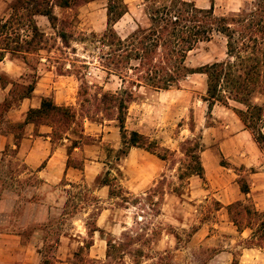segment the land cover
<instances>
[{
  "label": "rangeland",
  "instance_id": "obj_1",
  "mask_svg": "<svg viewBox=\"0 0 264 264\" xmlns=\"http://www.w3.org/2000/svg\"><path fill=\"white\" fill-rule=\"evenodd\" d=\"M148 1L144 4L145 15ZM169 1L155 3L160 6ZM10 2L0 0V20L9 17ZM254 5L252 0L238 5L233 12L221 9L214 14L237 18L254 10ZM78 6L56 23L58 30L71 35L69 48L46 18H38L39 29L49 39L47 49L36 54L8 55L0 64L2 84L8 85L5 89L0 85V144L4 137L10 139L7 148L0 151V264H42L44 256L48 264L60 260L73 264V253L91 240L95 244L93 251H80L87 264L241 261L243 248L258 242L247 239L248 233L239 235L224 204L232 199L240 180H247L258 169V146L264 150V144H257L244 125L248 135L229 141L238 132L236 126L242 128L231 109L242 107L229 102L225 108L230 110H226L217 103L208 112L203 101L207 90L205 75H189L168 91L141 87L127 110L125 129L145 136L168 159L161 161L133 148L118 160L122 139L116 112L106 111L100 99L103 93L122 89V84L118 76L108 75L101 68L99 57L106 49L91 43V37L103 33L90 30L87 19L78 16ZM55 12L61 14L60 10ZM126 20L118 26V32ZM144 23L143 28L150 24ZM80 38L85 40L79 42ZM226 59V39L214 34L210 41L199 43L188 53L185 65L196 69ZM34 82L38 83L36 96L46 94L74 115V123L60 138L53 137L49 128L52 123L47 120L37 121L27 129L21 124L28 108L35 104L19 100V96ZM255 102L261 104L263 97L256 95ZM259 127L263 133L264 116ZM46 132L52 137V149H63L66 162L69 160V168L73 169L55 185L38 179L14 147L28 134L33 136L30 139L47 141ZM198 137L203 146L199 153L203 179L187 169L194 162L188 157L194 150L189 151L193 143L186 142ZM73 142L76 147L67 155ZM245 157L254 162L250 168L239 163ZM244 204L250 208L251 217L242 214L240 230L258 223V217L252 214L253 203ZM94 228L100 231L94 232L91 239L88 231ZM108 241L123 245L115 259L113 253L110 258L105 256ZM260 244L264 247L263 242Z\"/></svg>",
  "mask_w": 264,
  "mask_h": 264
},
{
  "label": "trees",
  "instance_id": "obj_2",
  "mask_svg": "<svg viewBox=\"0 0 264 264\" xmlns=\"http://www.w3.org/2000/svg\"><path fill=\"white\" fill-rule=\"evenodd\" d=\"M82 1L11 0L8 4L9 17L0 20V63L8 55L36 54L46 50L49 39L39 29L36 17H45L50 27L58 30L56 26L58 18L54 9H69L80 5ZM147 1L144 0L145 3ZM156 1H148L149 26L139 27L128 37L121 39L113 25L126 13L127 8L122 0H108L107 28L100 36L92 34L91 37V43H97L102 49H106L99 57L101 68L108 75L118 76L122 84V89L115 93H103L100 99L106 111L116 112L122 139L117 159L126 156L131 148L142 149L161 161L168 159L166 154H159L156 144L147 142L142 134L136 131L127 132L125 129L127 110L130 103L136 99L139 88L149 87L156 91H167L172 87H178L180 82L193 74L206 76L207 90L203 101L208 105V112H211L217 103L225 107H229V102L240 105L242 108H232V111L245 128L251 131L255 142L263 145L264 134L259 125L264 116V0H255L254 10L248 14H240L237 18L216 16L212 7L207 10L198 9L187 0H170L169 4L160 6L156 5ZM58 31L57 35L63 45L69 48L71 35L64 30ZM22 32H27L28 35L24 36ZM214 34L225 37L227 59L196 69L187 67L185 60L188 53L199 43L210 41ZM84 40L80 38L79 42ZM8 84L15 86L14 83ZM0 85L3 89L8 86L2 84V76ZM33 90L34 83H31L21 93L19 100L29 98ZM256 95L263 97L261 104L255 102ZM42 120L52 123L48 126L52 128L55 138L69 130L70 124L74 123V115L69 108L55 105L51 98H43L39 108L26 112L24 123L21 124L35 125L37 121ZM74 143L68 150V155L76 147ZM186 143H193L188 150H194V153L191 152L192 155H188L194 162L187 169L191 175L203 179L204 169L199 156L203 146L200 138ZM67 166L69 167V160ZM238 186L242 194L249 193V185L245 179H241ZM246 202L251 204L248 200ZM244 203L245 201H237L226 207L228 215L233 218L231 222L238 231L242 214L251 217L248 215L251 213L250 208ZM252 211L253 217H258L260 225L250 240H256L258 243H252L247 248H263L260 242L264 243V212L258 213L255 208H252ZM96 231L100 230L94 228L89 230L88 234L90 233L92 237ZM91 245L92 242L73 253V264H87L81 258L80 251L82 248L89 249ZM122 247L120 243L113 244L112 241H108L106 258H110L113 253L112 258L115 259L116 252ZM39 253L42 254L41 251ZM56 261L54 257L53 262ZM48 263L44 256L42 264Z\"/></svg>",
  "mask_w": 264,
  "mask_h": 264
},
{
  "label": "crops",
  "instance_id": "obj_3",
  "mask_svg": "<svg viewBox=\"0 0 264 264\" xmlns=\"http://www.w3.org/2000/svg\"><path fill=\"white\" fill-rule=\"evenodd\" d=\"M126 5V13L113 25V29L115 30L116 34L121 38L125 39L130 34H132L135 30L139 27L143 28L146 23L144 21H149L147 15L144 13V0H122ZM192 2L194 6L198 9L207 10L211 7L213 8V12L220 11L221 9H226L227 11L233 12L238 7V5L244 4L245 2H249L252 0H187ZM56 10H60L61 14H56ZM68 11H72L71 8L69 9H60L55 8L54 13L58 19H64V15L68 13ZM78 11L79 17H84L87 19V22L90 23V30L94 33H103L107 28V12H108V0H85L84 3L79 5L76 8ZM99 17L98 21L96 17ZM38 18H45L42 16L36 17ZM127 19V20H126ZM125 25L121 28V32H118L120 29L118 28L119 25L122 23ZM131 21V24H128V21ZM134 25V27L132 26ZM123 35V36H122ZM5 60V59H4ZM1 62L0 64H2ZM196 75V74H193ZM203 75V74H198ZM186 80V79H185ZM37 85L38 83L34 82V90L29 98H25L23 100H28L30 102H34L35 105H31L29 109H36L39 108L41 100L43 98H51L48 95L36 96L37 95ZM168 91V90H167ZM52 99V98H51ZM53 101V99H52ZM55 104V102L53 101ZM234 103V102H233ZM236 104V103H235ZM57 105V104H55ZM58 106V105H57ZM215 106V105H214ZM213 106V107H214ZM218 107V106H216ZM225 108V106L223 107ZM226 110H230L225 108ZM27 110V111H28ZM232 110V109H231ZM232 115L239 121L242 128L239 129L236 126V131L234 137L230 138L229 141L231 142L236 137L246 136L248 135V131L244 129L242 126V122L238 119L233 111ZM25 117L22 119L21 123H24ZM30 126L34 127V124H26L24 125V129L29 128ZM48 127V126H46ZM230 128V126H227ZM52 129L51 127H49ZM231 132V131H230ZM264 134V132H263ZM44 139L47 138V141L40 140L38 137L35 139H30L33 136L28 134L25 138L24 136L18 142V145H14L15 150L18 155H22L23 160L27 168L34 172L36 177L43 181L44 184L47 185H55L68 177L71 173V170L67 166L66 162V155H63V149H52L50 132H46L44 135ZM4 142L0 144V151L5 150L7 146L10 144V139L4 137ZM227 143V142H226ZM225 143L224 146L227 144ZM133 149V148H131ZM138 149V148H137ZM68 155V153H67ZM228 156L231 162H235L233 158L230 156L229 153L225 154ZM258 169L250 173L246 178L249 185V193L244 195L240 192L239 188L234 189V194L230 198L229 201L225 202V206H228L237 201H245L248 200L253 203L256 211L258 213L264 212V150L258 146ZM239 163L243 165L245 168H250L254 162H252L250 157H245L244 159L240 160ZM207 171V170H206ZM208 175V171H207ZM102 213H100L96 219V223L99 221ZM260 221H258V225L252 227L251 225H246L242 230L238 231L239 235H247V239H251L254 236L255 230L259 227ZM97 227V226H96ZM99 229V228H98ZM248 231V232H247ZM98 232V231H96ZM246 233V234H245ZM93 239V236L91 237ZM95 244L92 240V245L88 249V252L93 251ZM106 256V255H105ZM95 257V256H94ZM97 258V257H96ZM241 261L238 264H242V262H246V264H264V247L263 248H243L242 254L240 255ZM65 260H60L56 264H68L63 262Z\"/></svg>",
  "mask_w": 264,
  "mask_h": 264
}]
</instances>
